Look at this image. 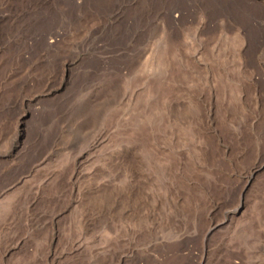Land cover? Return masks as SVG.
<instances>
[{
    "label": "rangeland",
    "instance_id": "obj_1",
    "mask_svg": "<svg viewBox=\"0 0 264 264\" xmlns=\"http://www.w3.org/2000/svg\"><path fill=\"white\" fill-rule=\"evenodd\" d=\"M0 264H264V0H0Z\"/></svg>",
    "mask_w": 264,
    "mask_h": 264
}]
</instances>
